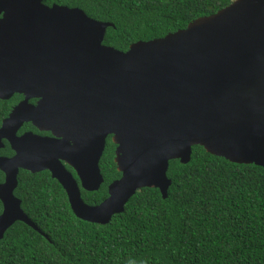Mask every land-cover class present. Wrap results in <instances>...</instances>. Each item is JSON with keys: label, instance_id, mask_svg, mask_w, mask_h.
<instances>
[{"label": "water", "instance_id": "95a60500", "mask_svg": "<svg viewBox=\"0 0 264 264\" xmlns=\"http://www.w3.org/2000/svg\"><path fill=\"white\" fill-rule=\"evenodd\" d=\"M108 27L76 8L0 0V100L24 96L0 126V150L14 152L0 157V241L16 222L43 235L14 195L19 170L48 171L74 216L103 226L140 189L166 199L169 162L189 163L193 146L264 169V0H233L126 52L103 44ZM25 119L55 138L17 137ZM108 135L121 177L91 206L81 190L103 183Z\"/></svg>", "mask_w": 264, "mask_h": 264}, {"label": "trees", "instance_id": "16d2710c", "mask_svg": "<svg viewBox=\"0 0 264 264\" xmlns=\"http://www.w3.org/2000/svg\"><path fill=\"white\" fill-rule=\"evenodd\" d=\"M233 0H42L76 8L110 23L103 44L126 52L131 44L160 39L215 14ZM21 99L0 100V125ZM0 156L13 155L8 144ZM114 145L99 161L103 183L81 191L88 205L107 198L118 180ZM189 163L169 162L171 185L162 199L154 188L137 191L106 225L72 213L65 191L48 171L19 170L14 195L43 233L16 222L0 241V264H264V169L238 165L191 148ZM4 175L0 171V183ZM2 205L0 203V214Z\"/></svg>", "mask_w": 264, "mask_h": 264}, {"label": "flooded vegetation", "instance_id": "af4514ba", "mask_svg": "<svg viewBox=\"0 0 264 264\" xmlns=\"http://www.w3.org/2000/svg\"><path fill=\"white\" fill-rule=\"evenodd\" d=\"M21 96V99L17 102L20 103L24 100V96L23 95H20ZM37 102H38V99H34V98H31L28 100V104L32 105V106H36L37 105ZM16 104V105H17ZM15 105V106H16ZM14 106V107H15ZM13 109V108H12ZM11 112V111H10ZM2 123V122H1ZM1 126V125H0ZM27 134H32L34 136H37L39 138H55L54 134L52 131L50 130H44V129H40L38 126L34 125L33 122L31 120H26L22 122V125L20 126V128L18 129L17 133H16V136L17 137H22L24 135H27ZM111 138L112 136L111 135H108L105 139V145L106 146V142H107V139L110 140V142L112 143L111 141ZM59 139V138H58ZM6 141L4 140L3 141V144L5 143ZM7 143V142H6ZM8 144V143H7ZM70 144H72V142L70 141ZM113 144V143H112ZM114 145V144H113ZM9 146V144H8ZM114 153H115V149H116V145H114ZM4 147H5V144H4ZM10 147V146H9ZM11 149V148H10ZM105 149V147H104ZM2 150V149H1ZM12 151V150H11ZM13 152V151H12ZM104 152V150H103ZM103 154V153H102ZM13 155H14V152H13ZM12 155V156H13ZM10 156V157H12ZM102 156V155H101ZM115 156V154H114ZM1 157V156H0ZM4 157V156H2ZM10 157H6V158H10ZM101 159V158H100ZM100 161V160H99ZM113 161H114V158H113ZM63 165L65 166L66 170H68L71 175L76 179L77 183L79 184V181H78V178L75 174V172L73 171V169L71 167H69L65 162H62ZM100 170V169H99ZM101 174V173H100ZM103 178V177H102ZM82 191V190H81ZM84 191V190H83ZM86 192V191H85Z\"/></svg>", "mask_w": 264, "mask_h": 264}]
</instances>
